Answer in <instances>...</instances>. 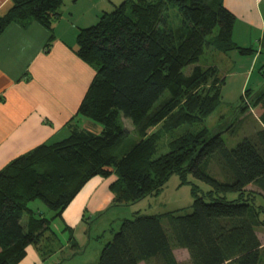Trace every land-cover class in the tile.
<instances>
[{
	"label": "trees",
	"instance_id": "16d2710c",
	"mask_svg": "<svg viewBox=\"0 0 264 264\" xmlns=\"http://www.w3.org/2000/svg\"><path fill=\"white\" fill-rule=\"evenodd\" d=\"M63 2L9 0L0 15V35L12 24L36 23L49 33L48 48ZM171 9L181 20L176 28L169 24ZM234 22L222 0H125L78 31L75 54L94 77L77 115L102 130L71 128L64 140L41 144L0 170V264H19L28 247L38 250L42 241L56 240L52 222L94 177L114 175L111 206L125 207L157 194L171 175L183 180L188 173L210 187L201 194L192 188L191 213L165 215L167 228L161 215L122 220L97 264H179L176 249L187 251L189 264H264V245L256 235L264 225V93L252 99L253 107L262 108L260 129L234 148L220 134L208 137L201 128L167 141L168 151L157 156L161 139L182 125L204 122L220 103L224 79L215 66L198 64L204 51L256 55L252 47L232 40ZM248 96L245 90L240 112L249 107ZM124 119L130 120L137 141L116 156L130 134ZM211 161L222 181L208 175ZM229 192L236 199L221 195ZM34 201L51 215L31 210L28 204ZM69 243L76 250L77 244Z\"/></svg>",
	"mask_w": 264,
	"mask_h": 264
},
{
	"label": "crops",
	"instance_id": "0c3cea01",
	"mask_svg": "<svg viewBox=\"0 0 264 264\" xmlns=\"http://www.w3.org/2000/svg\"><path fill=\"white\" fill-rule=\"evenodd\" d=\"M124 1L64 0L48 48L49 33L36 23L26 28L12 24L0 35V170L41 144L64 140L71 128L101 132L100 125L77 115L94 70L76 56V35ZM222 4L235 17L232 39L238 46L264 40V0H222ZM8 6L9 0H0V15ZM114 181L113 176L90 179L57 218L62 227L84 228L86 213L92 215L112 203L109 185ZM32 248H27L25 258Z\"/></svg>",
	"mask_w": 264,
	"mask_h": 264
},
{
	"label": "rangeland",
	"instance_id": "374dc122",
	"mask_svg": "<svg viewBox=\"0 0 264 264\" xmlns=\"http://www.w3.org/2000/svg\"><path fill=\"white\" fill-rule=\"evenodd\" d=\"M261 11H263L264 18V5L261 6ZM168 13L170 26L172 28L179 26L181 20L176 9H171ZM251 40H254L253 36ZM259 40L256 39L246 46L252 47L257 52L256 58L259 57L256 62L255 58L253 65L252 56H241L235 51L226 54H221L213 49L204 51L198 64L204 68L215 66L218 69L219 77L224 79L220 103L204 122L190 126L182 125L171 134L170 138L161 139L158 143L157 156L168 151L167 141L186 132H196L201 128L207 129L208 137L220 134L228 148H234L243 138L260 129L259 116L262 113V108L259 105L253 107L252 104V99L255 96L264 93V40ZM245 90H249V96L245 100L249 107L245 112H240L237 108L240 105V97ZM165 96L166 93L155 102L154 107L158 106ZM92 123L98 125L95 122ZM123 125L130 134L115 150L116 156H120L131 144L137 141V137L131 133L133 127L130 120L124 119ZM207 173L219 181L223 180L219 176L215 161H211ZM112 176L116 180V177ZM192 188L198 189L199 194L210 190L209 186L190 173L185 174L183 180L179 175L173 174L157 194L147 196L129 206L108 208L112 204L110 203L92 215L86 213L84 228L72 227L70 230H65L56 219L52 224V229L57 239L42 241L37 247L38 250L32 248L21 264H97L103 246L119 230L122 220H130L136 215H161L162 225L167 228L165 215L181 216L191 213V205L194 199L191 193ZM247 189L258 191L253 185H249ZM221 195L225 196L228 201L236 199L237 196L232 192ZM28 207L35 212L43 213L46 217L51 215L40 201L31 202ZM260 220L264 222V211L260 214ZM25 221L26 216L22 218V225L25 224ZM256 235L260 243L264 245V225L256 229ZM70 240L77 244L76 250L70 247ZM39 250L41 254H39ZM174 253L179 264H189L185 250L176 249ZM35 257L38 259L36 260Z\"/></svg>",
	"mask_w": 264,
	"mask_h": 264
}]
</instances>
